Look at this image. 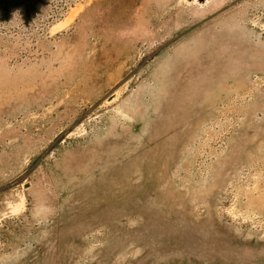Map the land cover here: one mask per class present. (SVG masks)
Instances as JSON below:
<instances>
[{
    "label": "rangeland",
    "instance_id": "obj_1",
    "mask_svg": "<svg viewBox=\"0 0 264 264\" xmlns=\"http://www.w3.org/2000/svg\"><path fill=\"white\" fill-rule=\"evenodd\" d=\"M0 264H264V0H0Z\"/></svg>",
    "mask_w": 264,
    "mask_h": 264
}]
</instances>
